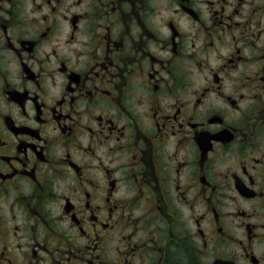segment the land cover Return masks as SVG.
<instances>
[{
	"label": "flooded vegetation",
	"instance_id": "flooded-vegetation-1",
	"mask_svg": "<svg viewBox=\"0 0 264 264\" xmlns=\"http://www.w3.org/2000/svg\"><path fill=\"white\" fill-rule=\"evenodd\" d=\"M0 264H264V0H0Z\"/></svg>",
	"mask_w": 264,
	"mask_h": 264
}]
</instances>
